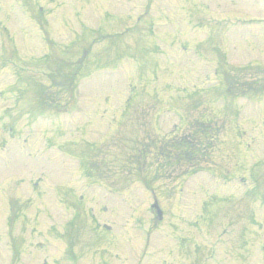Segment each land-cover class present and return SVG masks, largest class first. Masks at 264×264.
Listing matches in <instances>:
<instances>
[{
  "label": "rangeland",
  "instance_id": "rangeland-1",
  "mask_svg": "<svg viewBox=\"0 0 264 264\" xmlns=\"http://www.w3.org/2000/svg\"><path fill=\"white\" fill-rule=\"evenodd\" d=\"M152 2L0 0V264H102L99 254L111 251L109 264H132L137 238L147 253L141 264H160L170 259L158 250L166 243L175 256L184 251L174 228L203 243V264H264V0H166L173 10ZM74 14L88 30L81 35ZM102 25L106 39L92 30ZM49 98L62 104L30 105ZM186 139L210 148L206 170L160 166L171 177L153 179L159 165L145 148ZM87 152L94 154L91 172L80 164ZM224 173L246 177L247 193ZM149 186L167 210L157 224ZM11 205L23 209L9 227ZM76 208L78 222L68 226ZM85 208L122 234L116 247L110 236L84 254L77 248L73 262L69 240L93 236ZM196 217L202 233L188 230ZM193 259L189 252L185 264Z\"/></svg>",
  "mask_w": 264,
  "mask_h": 264
},
{
  "label": "trees",
  "instance_id": "trees-1",
  "mask_svg": "<svg viewBox=\"0 0 264 264\" xmlns=\"http://www.w3.org/2000/svg\"><path fill=\"white\" fill-rule=\"evenodd\" d=\"M189 142H185L184 140L181 141V143H177V149L179 152H182V155H179V157H186L188 160L190 159V157L193 155V153L195 152L196 148L192 147L193 141L192 140H188ZM203 150H205L204 148H201ZM184 155V156H183Z\"/></svg>",
  "mask_w": 264,
  "mask_h": 264
}]
</instances>
